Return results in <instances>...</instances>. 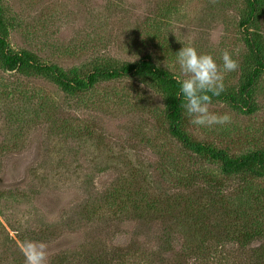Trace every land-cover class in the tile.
<instances>
[{
  "label": "rangeland",
  "instance_id": "374dc122",
  "mask_svg": "<svg viewBox=\"0 0 264 264\" xmlns=\"http://www.w3.org/2000/svg\"><path fill=\"white\" fill-rule=\"evenodd\" d=\"M1 8L10 47L66 74L148 58L187 92L209 88L241 102L256 63L240 27L245 0H1ZM259 9L244 29L264 57V4ZM251 98L248 114L200 96L186 106L182 128L233 158L264 152V72ZM165 103L139 78L75 95L47 78L0 69V241L4 234L13 240V255L0 251V264H83L130 241L149 250L165 241L167 257L204 255V264L264 256V176L224 177L185 152L167 133ZM135 176L184 198L216 191L255 224L211 219L202 246L159 221L139 224L116 208L127 203ZM84 206L94 215L82 214Z\"/></svg>",
  "mask_w": 264,
  "mask_h": 264
},
{
  "label": "trees",
  "instance_id": "16d2710c",
  "mask_svg": "<svg viewBox=\"0 0 264 264\" xmlns=\"http://www.w3.org/2000/svg\"><path fill=\"white\" fill-rule=\"evenodd\" d=\"M245 4L247 17L241 22L240 27L246 35L247 47L256 59V63L241 87V102H237L230 93H217L209 88H199L187 92L180 80L169 72L157 67L148 58H141L134 63L121 67H94L90 72L82 75L75 72L66 74L54 65L40 62L33 54L27 51H14L10 47L7 38L8 26L2 16L1 0L0 69L6 74L24 73L47 78L62 93L75 95L90 92L100 82L139 78L160 89L166 96L164 119L167 133L185 152L192 153L216 164L224 177L248 174L257 179L262 178L264 176V152L255 150L233 158L224 150L214 149L204 143L193 141L182 128L186 106L193 103L200 96H205L215 102L226 103L239 111L246 109L248 114L254 112L255 107L252 104L251 92L258 78L264 72V57L256 44L250 40L245 29L258 16L260 4H264V0H245ZM129 182L128 188L126 185L129 190L127 203L118 204L116 207L118 211H121L119 215L131 213L132 218L139 224L159 221L163 228L167 229L168 233L171 230L182 231L186 241L191 239L195 241L202 240L208 234L206 226H208L211 219L216 217L227 218L226 216H228L243 223L250 222L255 224V218L244 214V212L241 213L229 208L228 205L230 203L225 201L224 197L220 196L221 194L218 195L216 191H213L212 195L209 193V196L206 193H202L203 200H199L196 195L192 198H184L182 194H169L160 188L159 183L153 182L151 185V182H145L143 176H135ZM144 197L147 198L146 201ZM217 202H224V205L216 207ZM84 207L83 211H81L82 214L88 216V218L94 215L95 210L93 208ZM197 242L199 246H202V243L204 244L203 240L202 242ZM12 245L13 240L8 234H4L0 241L1 253L4 256L13 255L11 251ZM150 247V245L142 246L138 242L130 241L126 246H116L111 251L98 252L96 256L91 255L83 264H204L208 261L204 255L188 256L182 253H175L167 257L166 253L171 247L165 241L156 242L152 248L154 252L149 250ZM61 260L59 259L58 261ZM242 264H264V256L262 254L252 255L251 258L242 261Z\"/></svg>",
  "mask_w": 264,
  "mask_h": 264
}]
</instances>
